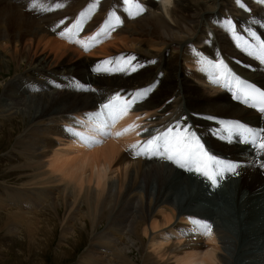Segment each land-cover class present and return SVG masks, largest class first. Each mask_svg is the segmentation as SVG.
<instances>
[{"label": "bare ground", "instance_id": "obj_1", "mask_svg": "<svg viewBox=\"0 0 264 264\" xmlns=\"http://www.w3.org/2000/svg\"><path fill=\"white\" fill-rule=\"evenodd\" d=\"M48 1L39 0L44 4ZM55 1L63 7L39 13L32 8L34 0H0V74L5 64L27 67L25 73L8 82L4 99L9 104H0V117L22 116L21 166L32 170L30 182L23 183V188L9 186L10 194L5 192L8 203L3 205L0 200V208H14L8 214L15 223L13 232L23 224L33 227V217H25L32 211L49 209L58 217L68 210L69 214L83 213V223L90 227V233L77 231L72 224L74 215L54 222L63 223V235L89 234V256L81 264H264L256 256L264 250V175L259 169L264 155L243 137L234 134L229 140L223 132L230 124L264 129V119L254 107L244 105L242 96L235 97L232 91L220 87L203 70L197 55L225 64L215 43H207L199 33L201 21L211 17L221 0H174V8L168 12L172 23L156 0H136L145 11L135 17L128 13L123 0ZM82 13L87 15L80 38L61 37L60 32L81 19ZM113 14L119 17L118 24ZM253 18L263 23L264 12L255 13ZM61 20L64 24L57 28ZM109 23L114 27L100 36L97 43L106 44L97 50L85 53L81 44L74 42L88 43ZM261 31L264 33V28ZM245 39L250 41L252 37ZM98 54L104 60L135 56L137 71L97 72L98 66H109H94L90 59L76 60ZM235 71L259 81L250 72ZM53 81L59 82L60 88ZM149 87L152 90L148 95L119 120L129 127L141 117L147 132L137 135L136 127L123 134L126 144L121 138L117 143L103 139L93 147L74 135L91 134L90 128L82 125L87 123L86 114L97 111L103 99L122 90ZM68 95H74L78 102L64 105ZM234 109L235 115L219 113ZM177 122L189 126L216 152L235 159L243 175L214 193L172 164L161 163L156 157L131 160L121 149ZM62 145L68 148H60ZM107 172L114 177H108ZM241 182L247 188L241 187ZM193 219L208 224L215 221L220 239L215 234L204 237L202 231L195 230ZM79 236H75V243Z\"/></svg>", "mask_w": 264, "mask_h": 264}, {"label": "rangeland", "instance_id": "obj_2", "mask_svg": "<svg viewBox=\"0 0 264 264\" xmlns=\"http://www.w3.org/2000/svg\"><path fill=\"white\" fill-rule=\"evenodd\" d=\"M164 4L167 5V7H164ZM240 4H243L244 6H250L254 14L257 12H264V3L261 0H221V2H218L216 4L215 11L211 15V17L203 19V22L201 21V28L199 29V33L203 40L206 39V42L208 40L207 43H209V40L215 43L217 51L222 56H225L227 58L224 61L230 64L235 70H238L240 72H250L253 77L259 80H256V82H260L261 85L264 86L263 65L260 64L254 57H252V55L249 56V53L245 51L243 47H238V42L235 39V36L237 35L236 31L241 30L242 27H246V23H249L251 26H255L257 30L263 33L261 31V28H264V22H255L253 18L254 14L251 16V12L249 14L246 9L240 6ZM159 6H161L162 12L166 19L172 23L170 14L168 12L174 8V0H161ZM168 18H170V20ZM229 21H231L235 32H233L228 27ZM247 32L249 33V31ZM29 39L32 38L29 37ZM248 42L255 43L253 39ZM90 56L91 55H88V57L76 58V60H87L90 59ZM108 58L111 59L110 57ZM108 58L105 60H100L98 65H101V63H103L104 61L109 60ZM7 66L8 65L5 64L2 67V71L0 74L1 105L9 104L8 102L6 104V100L4 99L7 91L6 87L8 86V82H10L14 77H16V75L25 73V71L27 70L26 66L21 68L19 67V69L16 68V66L14 65H12V67ZM94 66L97 65L94 64ZM26 85L28 86V82H26ZM261 85L259 84V86ZM206 86H208V84H206ZM68 96L69 97H65V99L67 100L64 101V105L66 103H73L75 101L78 102V100L73 97L74 95ZM160 97L161 94L157 96V98ZM90 101L92 102V99H90ZM236 111L237 110L235 109L233 111L224 110L219 111V113H223L228 116L229 114L235 115ZM13 129L14 131H12ZM41 130L45 132V129L43 127L41 128ZM23 132L24 123L22 122V116L20 114L18 116L16 115L8 119L0 117V193L3 194H0V200L2 201L3 205L5 203H8V199L6 198H8V195L10 194V185L11 187L15 188H23V183L26 184L30 182L29 175L32 173V170L21 166L24 158L21 157L20 153V151L23 150V145L21 146L22 143H20L22 138L20 139V136L23 134ZM2 138L4 139L2 140ZM59 147L62 149L68 148L65 145ZM72 147L74 150L80 149L78 146ZM75 154L78 155L77 152ZM107 176L112 177L113 175H110L109 172H107ZM240 185L243 188H247V184L244 186L243 182H241ZM5 192L8 195H6ZM28 193L33 194L31 192ZM28 193L26 194L32 196ZM22 196H24L25 198V192L22 193ZM0 209V226L4 225L2 226L3 228L0 227V264H81L84 260L88 258L89 255L87 254V250L90 248V246L88 244L89 234L87 232L89 231L90 233V227L85 225V218L80 215L83 213L79 212L69 214L68 210H64L60 212V216L57 217L52 210L48 211L49 209H46L42 212L32 211L31 213L26 214L25 217H33V227L27 228V226L23 224V227L20 226V228L16 232H13V227L15 226V223L10 220L8 214L10 215V212L14 210V208L9 209L8 206H5ZM72 215H74V220L76 219L75 221H72L73 228H76V230H79V232H83L85 229L87 232L85 231L84 233H81L80 236L79 232L77 234L69 233V235H63V223L61 225L54 224L56 220H64L66 217ZM8 220L10 221V224L13 223L14 225L8 224ZM186 221L187 220H185V223ZM24 228H26V230L28 229V232ZM75 236H79L78 243L74 242ZM158 236L162 241L166 242V240L162 236H160V232H158ZM95 251L96 252L94 253V255L97 258L99 256L98 251ZM261 252H264V250L256 252V256L261 260H264V253ZM134 254L137 255L138 252L135 250Z\"/></svg>", "mask_w": 264, "mask_h": 264}, {"label": "snow or ice", "instance_id": "obj_3", "mask_svg": "<svg viewBox=\"0 0 264 264\" xmlns=\"http://www.w3.org/2000/svg\"><path fill=\"white\" fill-rule=\"evenodd\" d=\"M123 3L127 6L128 13L135 17L145 11V9L136 2V0H123ZM63 7L60 3H54V8ZM95 7V5H93ZM243 7V5H241ZM33 9H39L42 11H52L53 7L45 6L44 3L39 0H34L32 3ZM91 11V9L89 10ZM86 13L81 14V19L77 20L71 27L65 31H61V37L71 39L77 35L81 29V26L86 17ZM112 19L118 24L119 17L113 14ZM64 21L61 20L60 24ZM114 25L109 23L107 27L101 29L100 32L90 38L91 41H95L97 37L108 32ZM228 27L235 32L231 21L228 22ZM249 36L255 41L254 44L249 43L242 36L236 35L235 39L238 42V47H243L245 51L262 61H264V40H260L254 32L249 31ZM76 43L81 44L86 50L89 44L83 40H76ZM199 62L203 66V70L207 72L216 83H220L225 78L232 76L230 70L222 60L213 61L205 59L197 54ZM136 59L135 56L118 57L115 60H107L103 62V65L109 67L98 66L97 72L113 73L121 72L130 74L136 72L138 66L133 64ZM232 83L238 93V97L242 96L246 103H250L253 107H258L261 113H264V91H259L255 88L249 87L244 81L238 78H232ZM80 87V85H77ZM152 89L143 88L133 92H117L107 99L106 102L99 105L98 110L86 114V124L82 126L90 128V135H85L80 132H75L79 140L88 147L97 146L102 143L103 139H106L113 135L112 127L121 119L129 114L135 105H137L142 98H145ZM139 127L138 125L129 126L122 132H116L115 136L119 137L124 133L134 130ZM147 132V129H144ZM224 134L230 140L234 134L243 137L244 142H250L251 146L257 150L258 154L264 155V129L253 130L251 128L244 127L239 124H231L225 126L223 129ZM141 133H137L140 135ZM129 150L134 156H144L147 158H160L175 164L177 167L185 169L189 172L204 177L210 182L211 187H219V182L223 180L225 173L239 175L237 169L240 167L238 163L225 162L213 155H211L204 148L200 138L197 134L191 130L189 126L182 125L177 122L175 125L166 128L163 131H157L154 135L149 134V137L142 141L129 146ZM259 167L264 169V160H261ZM195 225V230L202 231L205 235L212 234V226L206 222L193 219L191 221Z\"/></svg>", "mask_w": 264, "mask_h": 264}]
</instances>
